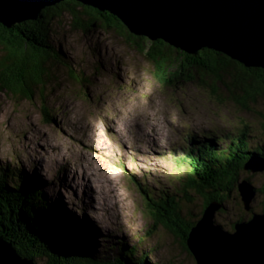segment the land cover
<instances>
[{"label":"rangeland","instance_id":"374dc122","mask_svg":"<svg viewBox=\"0 0 264 264\" xmlns=\"http://www.w3.org/2000/svg\"><path fill=\"white\" fill-rule=\"evenodd\" d=\"M54 25L62 56L45 60L49 81L32 87L29 99L0 90V166L36 176L47 202L75 225L84 224L92 258L121 257V247H134L152 264H196L180 239L161 226L150 228L137 183L157 190L154 199L172 193L184 173L174 158L187 148L186 134L246 128L250 144L264 146V102L246 110L218 102L204 85L159 81L148 58L117 30L81 32L67 17ZM219 91L228 95L223 86ZM242 174L256 193L249 210L232 191L226 209L216 211V223L228 232L234 231L231 222L259 213L264 200V171ZM193 199L182 208L199 215L202 198Z\"/></svg>","mask_w":264,"mask_h":264},{"label":"trees","instance_id":"16d2710c","mask_svg":"<svg viewBox=\"0 0 264 264\" xmlns=\"http://www.w3.org/2000/svg\"><path fill=\"white\" fill-rule=\"evenodd\" d=\"M65 6L71 17L70 25L75 30L89 32L94 27L102 26L122 33L127 42L148 58L159 81L172 86L177 82L198 83L209 88L210 94L218 102L229 100L246 110L256 100L264 102V70L246 69L226 56L207 49L189 55L161 40L149 41L144 37L133 36L115 24L109 15L103 16L95 11L79 14L73 8L74 4L65 3ZM60 8H64V5L48 8L36 22L21 23L12 30L0 25V90L29 99L32 87L49 81L50 69L45 65V60L51 58L55 61L57 58L61 61L62 56L58 45H55L52 22L54 16L62 14ZM70 71L71 74L75 72L73 69ZM219 86H223L228 95H219ZM249 134L250 131L244 128L243 131L210 137L204 141L190 138L183 155L174 158V167L176 162L180 163L184 173L177 177L178 184L171 186L172 193L165 192L154 199L157 190L138 184L144 197L145 211L152 222L150 228L156 231L161 226L180 239L183 248L188 250V234L210 203L220 205L218 213L224 211L231 192L239 194L237 186L240 179L249 183L256 193L250 177L242 172L252 156L264 160V146L261 143L252 146V136ZM41 186L43 184L27 175L22 168L0 166V239L14 245L18 253L27 252L31 256L43 253L51 257L49 252L59 254L62 251V254L66 252L69 256L67 261L73 264H152L145 254L137 257L138 252L134 247L126 250L121 247L118 254L122 258H92L89 246H86L88 240L82 237L87 233L85 226L74 225L62 215L59 207L47 202ZM261 192L264 193V188ZM193 194L202 198L199 215L192 213L189 207L182 208L183 204L186 206L194 201ZM262 213L264 200L261 210L256 214ZM42 261L46 264L48 258L43 257Z\"/></svg>","mask_w":264,"mask_h":264},{"label":"water","instance_id":"95a60500","mask_svg":"<svg viewBox=\"0 0 264 264\" xmlns=\"http://www.w3.org/2000/svg\"><path fill=\"white\" fill-rule=\"evenodd\" d=\"M65 3L74 4L79 14L95 11L109 15L129 34L161 40L186 54L207 49L246 69L264 70V0H0V25L12 30L24 22H36L46 9L58 5L65 8ZM64 8H60L59 17L52 18L53 23L64 17L71 23ZM243 169L262 172L264 161L251 157ZM237 188L244 208L249 210L254 189L245 181ZM219 208L217 203H210L188 234L186 246L195 263L264 264V213L252 215L228 232L215 221ZM2 245L5 249L0 250V264H36L43 257L48 258L46 264H73L67 261L66 252H49L51 257L43 253L31 256L18 253L11 243Z\"/></svg>","mask_w":264,"mask_h":264},{"label":"bare ground","instance_id":"6f19581e","mask_svg":"<svg viewBox=\"0 0 264 264\" xmlns=\"http://www.w3.org/2000/svg\"><path fill=\"white\" fill-rule=\"evenodd\" d=\"M252 215H256V214H252ZM69 217V216H68ZM251 218H252V216H251ZM250 218V219H251ZM249 219V220H250ZM249 220H247V221H249ZM247 221H245V222H242V223H246ZM237 223H239L238 221L236 222V224ZM235 225V222L233 223V222H231V227H233ZM0 250H4L5 249V246H3L2 244H7V242H5V241H3V240H0ZM3 253V252H2ZM9 255V254H8Z\"/></svg>","mask_w":264,"mask_h":264}]
</instances>
